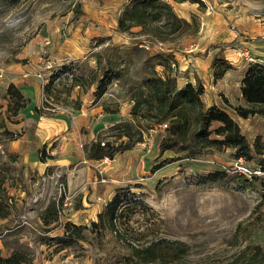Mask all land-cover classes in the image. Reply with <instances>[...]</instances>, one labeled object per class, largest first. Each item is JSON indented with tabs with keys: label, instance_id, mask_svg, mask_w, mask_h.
I'll return each mask as SVG.
<instances>
[{
	"label": "rangeland",
	"instance_id": "obj_1",
	"mask_svg": "<svg viewBox=\"0 0 264 264\" xmlns=\"http://www.w3.org/2000/svg\"><path fill=\"white\" fill-rule=\"evenodd\" d=\"M202 1L199 5L168 0L179 17L197 22L198 32L173 36L148 51H172L170 69L176 81L178 76L193 71L186 64L187 59H202L209 54L213 57L219 49L210 48L211 44L232 43L239 38L235 47L224 50H237L241 63L248 56L264 59V0ZM127 2L19 0L11 5L0 0V201L7 211L5 218L0 217L1 255L23 249L30 255L31 264H96L100 253L93 244L78 241L60 249L58 239L66 221L88 226L97 220V213L118 188L113 190L105 185L102 179L108 175L100 169L114 166L115 172V167L124 165L129 169L123 171L120 182L126 186L139 183L141 187L133 191L141 192L152 210L132 216L127 230L131 235L126 234L125 241L138 244L140 239V243L146 244L165 239L182 243V257L171 264H264V189L242 187L233 178L198 187L184 178L189 172L224 168L231 169V176L242 169L259 171L253 163L235 159L233 150L210 147L193 158H180L181 154L170 150L161 153L159 143L166 128L141 121L132 130V139L139 133L141 140L110 160L101 159L106 160L101 164L93 160L89 166L92 176L85 173L84 164L79 162L85 145L98 136L115 144L127 141L126 136L116 139L120 131H108L114 123L133 118L129 113L133 102L125 84L111 80L105 93L95 99V86L90 82L91 73L98 72L96 55L101 65L108 58L126 59L134 47L132 42L143 38L115 30L118 14ZM105 36L110 39L103 43L97 40ZM140 64L128 65L129 71ZM63 65L69 68L54 83L56 96H45L43 85L48 76ZM186 65L189 67L184 68ZM155 69L162 73L163 67ZM81 73L89 85L71 88L72 79ZM10 83L26 99L29 96L25 108L15 115L6 93ZM27 87L31 91L28 96ZM91 98L92 105L107 106L122 116L118 115L119 119L111 124L94 126L92 117L97 114L79 115L83 104ZM236 106L246 105L234 101L229 112L248 141L252 143L259 136L264 142V106L255 107L262 113L244 119L235 115ZM51 116L65 117V140L50 139L36 144L37 148L29 146L27 129L36 125L40 117ZM163 123L167 125L168 121ZM258 175L264 177V172ZM50 202L56 204L57 220L45 226L41 218ZM106 240L111 248L113 237L107 234Z\"/></svg>",
	"mask_w": 264,
	"mask_h": 264
},
{
	"label": "trees",
	"instance_id": "obj_2",
	"mask_svg": "<svg viewBox=\"0 0 264 264\" xmlns=\"http://www.w3.org/2000/svg\"><path fill=\"white\" fill-rule=\"evenodd\" d=\"M6 1L12 5L19 0ZM174 1L203 4L202 0ZM133 28L138 30L132 31ZM198 29L196 21H187L179 17L168 0H128L124 4L116 19V32L143 38L132 42L134 47L130 49L131 54L126 59L117 61L108 58L106 64L101 65L96 55L98 72L91 73L90 82L95 86L93 96L96 99L105 93L111 80L122 81L127 88L129 100L133 102L129 112L133 118L130 121L121 120L108 128L110 132L120 131L116 139L126 136L125 143L121 141L115 144V141H109V139L102 141V137L98 136L96 141L84 147L87 159L95 161L109 158L110 160L116 154L131 149L141 140L139 133L136 139H132V130L134 127L137 128L141 121L146 124H161L168 121L166 134L159 143L161 153L170 150L181 154L180 158H193L210 147L229 148L233 150L235 159L242 158L245 162L253 163L260 172H264L262 139L258 136L250 143L242 133L238 121L231 116L227 108L216 104L205 105L201 99L205 90L199 81L194 85L187 82L179 88L176 77L170 69V64L173 62L172 51L153 54L148 52L149 48L155 44L166 43L176 35L196 34ZM108 39L110 37L105 36L97 40L103 43ZM238 39L235 38L232 43L209 45L210 48L218 47L219 49L213 55L210 64L213 80L221 79L226 72L234 68L231 62L224 58V49L235 47ZM142 42L147 45L143 46ZM140 62L137 69L129 71L130 64L134 66ZM155 66H162V73H159ZM68 68L63 65L62 68L54 69L50 73L47 82L43 85L45 96L52 98L56 96L53 89L54 83L60 80V76ZM88 85L89 83L85 82L81 73L72 79L71 88ZM240 91L246 107H234L235 115L244 119L249 115L262 113L255 107L264 106V64L248 63L241 78ZM6 93L14 115L25 108L27 99L13 83L8 85ZM77 108L79 109V106ZM103 110L107 113L117 112L104 105ZM101 142L104 144L102 145ZM248 170L249 174L241 171L233 176L229 168L204 173L189 172L184 178L189 184L198 187L233 178L242 187L253 185L264 189V177L259 176L252 169L248 168ZM140 187L139 183H134L116 188L111 198L97 213V220L91 221L88 226L75 225L66 221L63 224V235L58 239L60 249L70 247L78 241L93 244L100 253L96 264H171L178 261L184 253L182 243L165 239L151 240L146 244L140 243V239H137L138 244L132 243L131 240L125 241L126 234L131 235L127 230L132 216L136 213L144 214L147 211L152 213L150 206L142 199L141 192L133 191L134 188ZM6 216L7 211L0 201V217ZM56 218V204L50 202L44 210L41 221L43 225L48 226L55 222ZM107 234L114 239L111 248L108 247ZM31 262L30 255L23 249H14L6 256L1 255L0 252V264H31Z\"/></svg>",
	"mask_w": 264,
	"mask_h": 264
},
{
	"label": "crops",
	"instance_id": "obj_3",
	"mask_svg": "<svg viewBox=\"0 0 264 264\" xmlns=\"http://www.w3.org/2000/svg\"><path fill=\"white\" fill-rule=\"evenodd\" d=\"M185 18V17H184ZM210 44V43H208ZM217 50L213 52L212 55L215 54ZM232 51V52H231ZM237 50L235 49H227L224 50V58L227 61H230L233 65V69L229 70L225 73L224 77H222L219 80H213L212 77V71H211V57L210 54L207 57L198 58L195 56L193 59H187L186 64H190L191 67H193V71L186 72L185 76H178L177 77V86L180 88L185 83L190 82L191 84L196 83V79L200 80L203 89V102L205 105L210 106L211 104H216L221 107L227 108L228 111H230V105L233 106V102L237 101L238 103H242L243 100L241 97V78L243 76V73L248 66L247 60L245 63H241V58H238ZM189 66L186 65L184 68H188ZM190 67V68H191ZM191 70V69H189ZM180 79H182V82H180ZM30 90H28L27 87V96L30 94ZM29 97V96H28ZM27 97V101L28 98ZM93 98L90 100H87L85 104H83V107H81V114L82 116H88L91 117L93 114H97V117H92L93 119V125H103L105 124H111L113 121L118 120L119 113H106L103 112L101 109H103L100 106L96 107L92 105ZM122 116L119 115V117ZM88 119V118H87ZM239 123V122H238ZM240 125V124H239ZM90 126V124H89ZM68 130V124L65 120L64 116H58L55 117H40L39 122L36 125H33L30 129H27V143L29 146L37 148L36 144L42 143L44 144L48 140H57L58 138L64 139V135ZM94 136L91 134V138ZM65 140V139H64ZM35 144V145H34ZM66 145V143H64ZM67 157V156H66ZM64 157V158H66ZM79 162L84 164V171L88 176H92V171H90L89 166H91L93 160H89L82 154L80 156ZM115 159V158H114ZM106 160H95L94 162H99V164L105 162ZM97 164V165H99ZM118 165V164H117ZM114 166H102L101 171L105 172V175H108L107 177L103 178L105 179V185L108 188H112L113 190L116 187H122L126 186L123 185L120 181V176H123L126 171L128 170L129 166L125 169L124 165L121 167L116 168L115 167V173L113 171ZM124 168V170H123ZM124 171V173H123ZM115 173V174H114ZM111 176V177H110ZM107 181H109L107 183ZM108 191V189H106ZM115 191V190H114ZM113 194V192H112Z\"/></svg>",
	"mask_w": 264,
	"mask_h": 264
},
{
	"label": "built area",
	"instance_id": "obj_4",
	"mask_svg": "<svg viewBox=\"0 0 264 264\" xmlns=\"http://www.w3.org/2000/svg\"><path fill=\"white\" fill-rule=\"evenodd\" d=\"M247 58V61L249 63H264V59H256V58H253L252 56H248L246 57ZM0 77H2V73L0 72ZM159 126H162L163 128H166L167 125L165 123L163 124H159ZM101 144L103 145L104 142H101ZM256 174H260V171H254ZM242 173H245V174H249L250 171L248 169H242ZM105 179H102V181H104Z\"/></svg>",
	"mask_w": 264,
	"mask_h": 264
}]
</instances>
